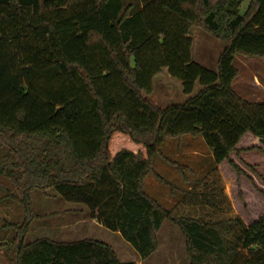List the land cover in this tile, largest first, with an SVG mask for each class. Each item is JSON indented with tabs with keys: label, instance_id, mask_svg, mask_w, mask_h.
<instances>
[{
	"label": "trees",
	"instance_id": "obj_1",
	"mask_svg": "<svg viewBox=\"0 0 264 264\" xmlns=\"http://www.w3.org/2000/svg\"><path fill=\"white\" fill-rule=\"evenodd\" d=\"M245 1L0 0V174L26 211L13 264H135L96 239L24 243L34 188L86 206L141 259L169 220L189 264H264V215L243 221L218 168L240 171L229 155L247 132L264 153V102L232 87L237 54L264 58V0ZM199 20L224 41L216 70L191 58ZM162 69L188 95L182 103L160 108L143 96ZM184 134L203 137L214 165L165 208L143 179L165 138Z\"/></svg>",
	"mask_w": 264,
	"mask_h": 264
},
{
	"label": "rangeland",
	"instance_id": "obj_2",
	"mask_svg": "<svg viewBox=\"0 0 264 264\" xmlns=\"http://www.w3.org/2000/svg\"><path fill=\"white\" fill-rule=\"evenodd\" d=\"M146 0H124L126 4L142 7ZM247 0L243 3V9ZM135 8V9H136ZM191 58L208 68H217V59L224 41L210 33L202 22L196 21L190 28ZM237 75L232 87L242 98L252 102H264V58L237 54L234 59ZM195 84L192 94L198 90ZM191 94V95H192ZM155 106L164 108L182 103L188 97L179 80L162 69L152 79V88L144 93ZM250 133H245L229 159L237 172L223 161L218 167L234 210L247 224L264 215V198L258 190H264V153L254 149L261 144ZM2 150V149H1ZM4 150L0 153L3 159ZM209 147L201 136L184 134L165 138L160 152L152 159L153 172L143 179V190L157 203L170 208L183 191L205 175L213 167ZM32 217L23 236L27 243L39 237L55 241H74L84 238L100 240L115 253L119 261L135 264H189L185 240L178 226L165 220L156 233L157 250L141 259L132 246L119 234L90 218L89 210L80 203L62 199L52 188H34L30 191ZM21 195L10 178L0 174V264H13L17 228L26 219Z\"/></svg>",
	"mask_w": 264,
	"mask_h": 264
},
{
	"label": "crops",
	"instance_id": "obj_3",
	"mask_svg": "<svg viewBox=\"0 0 264 264\" xmlns=\"http://www.w3.org/2000/svg\"><path fill=\"white\" fill-rule=\"evenodd\" d=\"M252 136H253V135H252ZM253 137H254V136H253ZM254 138L257 139V141H259V139H258L257 137H254ZM254 138H252V139H254ZM239 141H240V140H239ZM221 163H222V162H221ZM221 163L218 164V167L220 166Z\"/></svg>",
	"mask_w": 264,
	"mask_h": 264
}]
</instances>
